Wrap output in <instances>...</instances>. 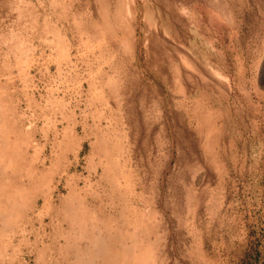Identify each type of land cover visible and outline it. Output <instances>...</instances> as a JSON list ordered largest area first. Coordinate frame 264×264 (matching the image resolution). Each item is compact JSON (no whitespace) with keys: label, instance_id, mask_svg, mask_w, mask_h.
<instances>
[{"label":"rangeland","instance_id":"obj_1","mask_svg":"<svg viewBox=\"0 0 264 264\" xmlns=\"http://www.w3.org/2000/svg\"><path fill=\"white\" fill-rule=\"evenodd\" d=\"M75 261L264 264V0H0V264Z\"/></svg>","mask_w":264,"mask_h":264},{"label":"bare ground","instance_id":"obj_2","mask_svg":"<svg viewBox=\"0 0 264 264\" xmlns=\"http://www.w3.org/2000/svg\"><path fill=\"white\" fill-rule=\"evenodd\" d=\"M47 200V199H46ZM33 208V207H32ZM83 217V216H82ZM107 254V252H103V254ZM124 253V252H123ZM70 264H83V263H79V262H77V261H75V262H73V263H70Z\"/></svg>","mask_w":264,"mask_h":264}]
</instances>
